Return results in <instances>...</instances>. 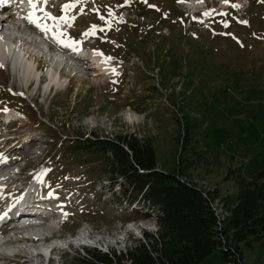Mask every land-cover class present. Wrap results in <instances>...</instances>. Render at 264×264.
<instances>
[{
    "label": "rangeland",
    "instance_id": "374dc122",
    "mask_svg": "<svg viewBox=\"0 0 264 264\" xmlns=\"http://www.w3.org/2000/svg\"><path fill=\"white\" fill-rule=\"evenodd\" d=\"M74 1L67 0L68 3ZM176 1L98 0L95 11L80 21L83 32L76 39L85 37L82 34L96 25L95 34L85 38L87 44H93L94 48H101L103 43L113 45L114 48L106 47L113 58L107 64L116 69V74L109 70L110 73L100 75L95 66L90 67L91 60L77 63L68 57L69 61H64L67 69L55 81L65 86L58 90L55 87L47 95L46 85L35 91L34 83L25 91L22 76L18 73L11 75L0 64V88L4 91L3 95L0 93V114L11 104H16L2 101L6 99V92H13L25 99V104L33 105L39 119L47 122L50 119L48 104L52 96L58 95L62 101L69 102V108L65 112L56 110L57 118L50 122L52 125L59 126L60 121H65L70 137L77 134L88 136L92 132L94 136L105 133L113 137L131 136L142 142L150 140L157 165L166 173L177 168L175 158L183 144L187 146L185 134L189 133L190 137L195 133L196 142L192 145L207 159L217 157L218 162L211 168L219 169V173L209 166L205 169L201 166L200 173L193 176L207 183H217L221 190L228 188L232 193L230 183L221 182L228 168L233 169L234 174L248 178L264 166V2L248 0V8L243 15V21L247 23H240L226 10L225 13L220 11L226 14L225 17L219 13L198 27L186 23ZM244 2L246 6L247 1ZM79 10L75 7L72 12L78 15ZM109 10L112 17L108 16ZM120 14L127 15L124 22ZM101 16L109 23L101 20ZM225 22L228 27L224 26ZM101 28L104 31H100ZM77 31L70 32V35L75 38ZM58 56L54 54L58 63L52 62L51 65H61L64 58ZM80 66L84 72H77ZM40 67L45 66L40 63ZM57 70L55 67L54 72ZM43 74L44 70L37 76ZM121 81L122 86L116 93ZM88 101L92 106L88 114L81 116L80 111L85 110ZM80 106L81 110L78 109ZM24 112L28 118V113ZM130 116L136 119L131 121ZM27 118L21 116L19 124L0 127L1 135H10L8 139H1V142L7 140L8 143L0 144V156L7 158L0 159V165L3 164L8 171H15V163L18 168L25 165L26 173L17 176L19 180L32 177L41 188L47 187L49 193H55L51 197L47 194V198L52 200L53 206H57L68 223L57 229L56 236L67 239L69 234L77 236L78 230H86L92 234L89 245L107 241V252L114 251L115 255L124 253L133 240L141 237L143 229L153 222L136 218L138 220L133 225L131 223L130 228H123L117 210H112L110 204L93 202L94 195L88 186L75 187L74 183L80 181L78 175L62 176L55 171L58 156L53 155V161H48L46 156L49 149L47 130ZM199 162L204 160L201 158ZM63 171L81 170L65 166ZM50 176H56L58 180L50 181ZM204 185L208 187L206 183ZM107 186L108 182H105L91 189L106 199L110 195ZM218 213L223 217L228 215L220 207ZM140 220H145L141 224L143 229L137 226ZM79 236L72 242L68 241L76 245L70 246L69 252L65 251L61 258L57 251L51 254L52 264H63L77 255L84 256L88 248L80 246L83 241H79ZM16 246L13 244V248L6 251L15 252L20 247H27L22 243ZM39 247L47 256L45 250L50 245ZM101 248L105 250L102 245ZM240 248L245 263L264 264V239L252 242L251 247L241 245ZM22 253L31 256L30 251ZM35 260L42 261L43 257ZM216 263L226 264L217 252L201 262Z\"/></svg>",
    "mask_w": 264,
    "mask_h": 264
},
{
    "label": "trees",
    "instance_id": "16d2710c",
    "mask_svg": "<svg viewBox=\"0 0 264 264\" xmlns=\"http://www.w3.org/2000/svg\"><path fill=\"white\" fill-rule=\"evenodd\" d=\"M5 96L7 102L17 100L11 95ZM20 105L16 107L24 109L32 122L47 130L49 150L58 156L55 171L63 173L65 166L75 167L83 171L82 178L88 184L101 178L115 181L119 196H113V199L120 203L123 197L133 202L141 196L138 206L132 210L133 216L146 215L157 226L154 233L142 231V237L133 240L124 253L115 255L111 251L107 255L87 249L85 256L71 258L67 264H201L214 252L227 261L230 256L233 259L242 257L241 245L251 247L252 242L264 239V166L248 178L234 174L235 171L228 168L221 182L230 183L232 193L228 188L221 190L215 183L217 189L208 191L207 198H203L199 188L189 187L179 179L180 175L193 177L194 173H200L201 166L211 168L218 162L217 157L207 159L195 150L192 145L196 142L195 133L190 137L189 133L185 134L187 146L183 144L175 158L177 168L166 173L157 167L150 140L142 142L131 136L91 140L79 134L72 139H63L69 136L65 121L59 126L48 127L36 115L33 106L24 101L22 104L20 101ZM91 106L88 101L85 110L78 107L81 116L88 114ZM58 108L62 112L68 108V103L55 95L48 107L50 121L56 118ZM201 158L203 163L199 162ZM211 169L219 173V169ZM68 174L72 175L71 172ZM216 198L228 214L225 217H218L212 207ZM122 216L130 215L123 212Z\"/></svg>",
    "mask_w": 264,
    "mask_h": 264
},
{
    "label": "bare ground",
    "instance_id": "6f19581e",
    "mask_svg": "<svg viewBox=\"0 0 264 264\" xmlns=\"http://www.w3.org/2000/svg\"><path fill=\"white\" fill-rule=\"evenodd\" d=\"M181 3H182V6L187 7V8H194V7L199 8V7L203 6L204 1L200 2V0H186V1L183 0V2H181ZM225 6H227V3H225V1H221L219 7L221 8V7H225ZM211 11H212V9H210L208 11L205 10L203 12L204 17L207 18V16H209V15H205V13H210ZM0 12H3L2 11V8H0ZM17 21H18V19H16L12 15H10L7 18L1 20V22H0V64H3L4 61L7 58H9L10 61H11V63H12V65H13L14 72L17 71V72L20 73V75L23 78L22 81H24L23 83H24L25 86L28 83H30V80H32L34 77L35 78L37 77V73L34 71V66L39 67L40 63H43L44 66L48 68L49 65H50V68L47 69V71H46L47 72V75H50V77H51L50 82L55 84V87H56L57 90L60 89V88H63L65 84H63V83L60 84L59 82L56 83L55 81L58 79L57 78L58 75L61 76V73L65 71V68H66L67 64L66 63L63 64V66H62V68H61V70L59 72L58 71L57 72L56 71L54 72V68L57 67L55 64L58 63L57 61H55L54 59L51 58V57L54 56V54H50L51 57H45V56L39 57V54H37V52L39 50V47L41 45H45V42H41L40 46L38 47L37 46V41H33V40L25 41V38L24 37H20V40L15 43V42L11 41L9 38H7L9 35H6L7 37L2 36L4 34H7L5 32V30H7V31H13V29L15 30V27L14 26L17 24ZM18 24H20V23H18ZM3 25H4L5 29H3ZM2 29H3V31H2ZM24 29L30 30L31 27H30V25H24ZM24 29H17V31H18L19 34H23V30ZM10 36H13V35H10ZM38 37H40V36L37 35L36 38H38ZM25 45H26V47H28V46L30 47L31 46L34 50L38 48V50L36 52L34 50H31L32 53H30L28 55L29 58H26V59L23 56V52H22L24 50V49H22V47H24ZM29 47H28V49H29ZM60 50L62 51V52L59 51L60 53H62V54H64V55H66V56L69 57L68 50H64V49H60ZM33 52H35V53H33ZM48 52L53 53L54 52V49L51 48V49H49ZM44 58H48V59L51 58V62H50L49 65L47 64V62H46V60ZM58 58H60V57L58 56ZM69 59H68V61H69ZM87 59H88L87 57L86 58H83V59H74V62H77V63H81L82 62L83 63L84 61L87 62L88 61ZM89 59L92 62L91 65H90V67L91 66L92 67L95 66L94 68H96V70L98 71V74H100V75L101 74H104L105 75L106 73H110L109 70H111L113 68L112 66L110 67V65H111L110 63H108V64L107 63H102L101 62L102 57L97 56V55H94L93 52H91V54L89 56ZM52 62L55 63V64L54 65H51ZM74 66L75 65H73V67ZM68 67H69V65H68ZM73 67L71 66L70 68H73ZM68 70H69V68H68ZM77 72H79V73L80 72H84L83 69H82V66H80L78 68ZM75 74H76V72L73 73L72 75L74 76ZM12 116H14V114H12ZM128 118L131 121H133L134 119H136V117H133V116H130ZM2 167H3V164L0 165V170H1ZM23 218H25V217H23ZM29 232L30 233L34 232L36 235H39V234H41V233L44 232L42 236H39L41 239H44L45 237L52 235L53 232H54V230L52 228H50V226H49L48 223L43 222V224L41 226L33 227V228L29 229ZM48 232H50V233L46 235L45 233H48ZM79 237L81 238L79 240L80 242L81 241L85 242L87 240L86 236H84V235H80ZM65 243L68 244V242H57V241H54V244H56L57 246H62ZM43 245H45V243H43ZM80 245H83V243L80 244ZM50 247H49V249L45 250V252L49 253ZM16 251H19V250H16ZM31 262H32L31 259H26L23 262V264H31ZM229 264H236V263L230 262Z\"/></svg>",
    "mask_w": 264,
    "mask_h": 264
},
{
    "label": "snow or ice",
    "instance_id": "6c2138e0",
    "mask_svg": "<svg viewBox=\"0 0 264 264\" xmlns=\"http://www.w3.org/2000/svg\"><path fill=\"white\" fill-rule=\"evenodd\" d=\"M27 2L29 6L32 8V11L29 13L27 17H24V19H26L29 24L34 25L42 33H53L54 34L53 39L56 43L60 44L64 48L71 49L72 51L75 52L79 46V41L65 39L67 34L63 31H59L57 33L56 30L60 29L61 25L71 26L70 22L74 20V17L68 16L67 13L76 7V3L64 4L62 6V11L65 13V15L57 17V16H53L50 12L45 11L44 7H38V5L49 4L50 0H27ZM181 2H183V0H181ZM200 2H202V0H200ZM262 2H264V0H262ZM225 3H227V0H225ZM231 6L239 7V5H236V4H233ZM37 12L43 13V16L42 17L36 16ZM112 15L113 13L109 10L108 16L112 17ZM205 15H211V13H205ZM222 15H226V14L222 13ZM100 19L104 20L105 23H109V21L105 20L103 16H101ZM41 20H49V21H52L53 24L51 25V27H49L47 24H42ZM241 23H247V22L241 21ZM224 26L228 27V24L225 22ZM96 30H97V26L92 25L90 31H86L82 35L84 36L94 35ZM99 30L104 31V29L102 28ZM93 54L102 57V60H101L102 63L110 62L113 59L112 57H104L103 53L99 52L98 50H93ZM111 71L113 74H116L115 68H112ZM0 159H2V157H0Z\"/></svg>",
    "mask_w": 264,
    "mask_h": 264
},
{
    "label": "crops",
    "instance_id": "0c3cea01",
    "mask_svg": "<svg viewBox=\"0 0 264 264\" xmlns=\"http://www.w3.org/2000/svg\"><path fill=\"white\" fill-rule=\"evenodd\" d=\"M242 263H243V264H248V263H251V262H248V261H247V263H245V261H244V259H243V256H242ZM216 264H218V263H216ZM252 264H253V263H252Z\"/></svg>",
    "mask_w": 264,
    "mask_h": 264
},
{
    "label": "clouds",
    "instance_id": "9594fccd",
    "mask_svg": "<svg viewBox=\"0 0 264 264\" xmlns=\"http://www.w3.org/2000/svg\"><path fill=\"white\" fill-rule=\"evenodd\" d=\"M137 235H139V232H137Z\"/></svg>",
    "mask_w": 264,
    "mask_h": 264
}]
</instances>
